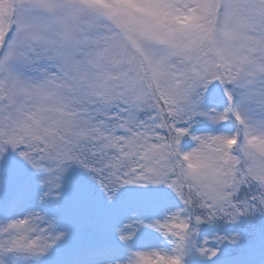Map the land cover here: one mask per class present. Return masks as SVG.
Wrapping results in <instances>:
<instances>
[{
    "label": "snow or ice",
    "instance_id": "snow-or-ice-1",
    "mask_svg": "<svg viewBox=\"0 0 264 264\" xmlns=\"http://www.w3.org/2000/svg\"><path fill=\"white\" fill-rule=\"evenodd\" d=\"M0 264H264V0H0Z\"/></svg>",
    "mask_w": 264,
    "mask_h": 264
}]
</instances>
